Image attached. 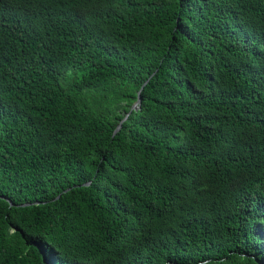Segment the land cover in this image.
<instances>
[{
    "label": "trees",
    "instance_id": "16d2710c",
    "mask_svg": "<svg viewBox=\"0 0 264 264\" xmlns=\"http://www.w3.org/2000/svg\"><path fill=\"white\" fill-rule=\"evenodd\" d=\"M0 196V264H264V0H0Z\"/></svg>",
    "mask_w": 264,
    "mask_h": 264
},
{
    "label": "water",
    "instance_id": "95a60500",
    "mask_svg": "<svg viewBox=\"0 0 264 264\" xmlns=\"http://www.w3.org/2000/svg\"><path fill=\"white\" fill-rule=\"evenodd\" d=\"M146 82H147V80L144 82V84H145ZM144 84L141 86L140 90H139L138 93H137V100L133 103V105L131 106L129 112L124 116V118L122 119V121L126 118V116L130 113V111H131L132 109H136V107H137L138 104L140 103V96H141V95H140V92H141V90H142ZM119 127H120V123L118 124V126L116 127V129L114 130V132H115ZM67 190H68V188L65 189L64 191H67ZM58 196H59V195H58ZM0 197H2V198H4L5 200H7L11 205L13 204L12 201H11L10 199H8L7 197H5V196H0Z\"/></svg>",
    "mask_w": 264,
    "mask_h": 264
}]
</instances>
